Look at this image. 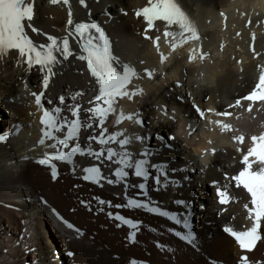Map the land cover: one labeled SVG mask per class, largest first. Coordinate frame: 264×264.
Returning a JSON list of instances; mask_svg holds the SVG:
<instances>
[{
	"label": "bare ground",
	"instance_id": "obj_1",
	"mask_svg": "<svg viewBox=\"0 0 264 264\" xmlns=\"http://www.w3.org/2000/svg\"><path fill=\"white\" fill-rule=\"evenodd\" d=\"M85 3L87 7L80 0H69L67 5L35 0L33 24L44 33L57 35L67 31L69 11L73 18L82 22L99 21L110 30L115 42L113 52L121 61L134 66L138 72L156 70L154 79L135 82L143 87L144 95L131 102L126 99L123 104L126 111H139L142 119L151 123L147 128L126 124L120 131L130 138L136 135L152 137L147 145L138 141L130 144L133 159L139 158L144 147L151 146L153 162L164 163L169 169H183L170 174V179L180 181L179 184L158 191L152 183L147 199L152 206L183 215H187L188 210L176 205L175 201H195L190 217L195 216L197 221L194 233L198 246L193 247L176 237L170 229H182L173 221L143 209L125 207L122 211L143 221L135 244L128 240L130 230L119 228L116 222L108 219L107 206L100 205L97 198L113 204H125L128 198L143 200L145 197L140 198L139 188L124 187V184L142 182L140 178H127L112 185L105 181L100 185L92 184L82 179L81 169L101 162L77 156L74 157L76 171L61 163L60 177L54 182L50 170L36 164L43 151L37 147L42 138V126L32 93L42 91L43 74L35 69L28 71L26 64L17 63L18 55L10 52L7 57L0 58V132L9 137L6 143L0 144V264H130L132 260H147L150 264H213V261L215 264H236L240 252L223 228L232 226L240 230L247 197L233 189L238 202L225 206L226 212L221 213L223 208L216 204L210 185L213 181L226 183V174L231 176L238 172L241 153L237 152V145L229 135L200 122L193 103L203 108L214 104L222 111L253 86L259 66L264 64V27L256 26L264 20V0H183L190 18L205 34V52L210 53V59L191 63L190 48H186L172 54L166 64H161L156 47L144 37L146 23L134 14L147 6V0H100L99 3L85 0ZM235 9L251 13V28L246 25L248 17L236 13ZM221 11L229 16L227 22L220 17ZM106 12L111 13V18ZM208 20L212 21L210 25ZM158 25L162 32L164 25L160 22ZM160 32L149 35L155 37ZM31 37L41 43L46 41L35 33H31ZM253 43L259 59L252 54ZM160 45V50L168 54V42L162 35ZM83 69V62L74 59L64 62L56 69L59 74L50 83L46 98L56 105L58 96L69 98L74 92L83 91L86 103L91 99L92 84ZM176 82L182 86L176 87ZM178 96L183 100L177 99ZM162 105H167L169 113L177 111L178 123L161 114L159 107ZM232 111L240 116L241 127L249 131L243 146L247 148L251 135L264 133V112L256 113L254 109L252 115L261 117L257 120L240 109ZM230 121L235 122L233 118ZM197 123L203 125L204 131L190 137L186 126L193 128ZM17 124L19 129L15 127ZM157 133L165 137L176 134V140L171 142L174 147L171 150L159 148L160 142L154 139ZM79 142L84 143L83 140ZM72 146L74 142H70ZM212 148L216 149L215 155L210 154ZM205 150L209 151L208 155L204 154ZM115 167V164L103 163V174L114 178L111 172ZM200 205H205L206 210ZM101 209L105 212L100 213ZM54 211L73 221L83 236L58 223ZM250 226L251 223L247 225ZM69 252H73V257ZM252 258L264 260V242L254 250Z\"/></svg>",
	"mask_w": 264,
	"mask_h": 264
},
{
	"label": "snow or ice",
	"instance_id": "obj_2",
	"mask_svg": "<svg viewBox=\"0 0 264 264\" xmlns=\"http://www.w3.org/2000/svg\"><path fill=\"white\" fill-rule=\"evenodd\" d=\"M51 2L53 4L63 2L67 5L69 0H51ZM80 3L87 7L85 0H80ZM34 8L35 0H0V58L7 57L10 52H15L19 57L18 64H26L28 71L35 69L43 74L41 79L42 91L32 93L35 105L42 112L40 124L43 126L41 129L42 138L37 143V147L43 148V151L41 157L35 162L47 167L50 170L51 178L55 180L60 174L57 162L70 165L71 170L75 172L77 162L74 161V157L91 158L101 162V164L83 167L81 169L84 173L82 179L96 185H100L102 181L109 185L124 182L130 176L131 170V174L135 178H140L142 182L135 185L124 184V187L139 188L145 199L128 198L125 204L114 205L111 201L97 198L98 203L109 208L143 209L148 213L167 218L182 229H170L176 237L193 247H197L198 237L194 233L189 219L192 208L191 202L175 201L176 205L188 210V214L183 215L162 210L159 206H152L151 201L147 199L148 187L145 182L151 179L156 190H163L170 185L179 184L180 181L174 178L170 179V174L183 169H169L167 165L159 162L150 163L149 157L153 155L151 146L144 147L142 152L138 154L139 158L133 159V153L129 150L130 144L133 141H138L147 145L152 137L150 135H136L130 138L120 130L109 132L106 126L111 117L116 129L125 121H130L140 127H148L150 121L145 122L139 111L126 113L120 101L125 99L134 101L136 97H142L144 89L135 81L145 78L154 79L156 70L143 69L138 72L134 66L121 61L114 54L110 38L102 25L97 21L74 23L71 18V11H69V19L66 25L69 29L66 36L57 38L44 33L33 24ZM121 11L127 15L126 11L123 9ZM105 14L111 18V13L106 12ZM134 14L146 23L144 37L156 47L161 64H166L172 54L186 45L190 46L189 62H203L210 59V53L203 51L198 27L190 18L183 5V0H147V6L136 10ZM221 15L224 16L225 14L221 13ZM240 15L248 17L246 25L251 28L253 26L251 13L242 12ZM256 15L259 13L256 12ZM158 22L164 25L162 32H160ZM256 26L264 27V20H261ZM150 32H160V34L153 37L149 35ZM30 33L46 37V41L43 43L34 41ZM161 35L168 42V54L160 50ZM251 36L254 42L255 33L253 32ZM70 37L74 38L78 44V50L71 47ZM251 51L253 56L259 59L254 43ZM72 59L83 62V70L90 74L92 84L90 90L94 91L95 95L87 101V107H84L83 97L85 93L83 91H76L69 98H66L65 95L58 96L56 105H53V101L45 96L53 78L59 74L56 69L64 65V62ZM181 86L177 82L176 87ZM177 99L183 100V97L178 96ZM71 101H77V103L72 104ZM193 108L198 119L205 122L206 127L215 125L221 133L233 132V125L226 122L233 116L237 119L240 118L232 111L233 109H240L250 115L253 114L254 109L256 113L264 112V64L259 66L258 77L249 91L229 103L225 110L202 109L195 103H193ZM159 111L165 118L175 120V110L169 113L167 105L160 106ZM213 116L223 119L213 120ZM252 118L255 119V116L252 115ZM15 127L19 129L20 125L17 124ZM82 131L89 132L88 136L83 137V145L79 142L82 139ZM195 131L189 125V135ZM61 134H63L62 138ZM8 138L0 132V144L6 143ZM154 139L160 142L159 148L171 150L174 147L171 143L175 140L174 135L170 134L165 137L157 133ZM231 139L237 145V152L241 153V168L230 177L225 175L224 180L228 182L213 181L210 186L215 189V196L221 206L238 202V197L229 191L230 183L234 189L240 190L246 195L247 202L243 204V207L247 212L245 219L251 221V226H246L244 230H235L232 226H225L223 231L234 238L239 248L245 253H251L256 249L257 243L264 240L261 231L262 223H264V133L251 135L248 138L250 144L247 148L243 147L246 141L245 135H234ZM70 142H74L75 146L70 147ZM208 143L211 144L212 141L209 140ZM93 144L98 147L94 148ZM155 154H159V149ZM204 154L208 155L209 151L205 150ZM210 154L215 155L216 149L212 148ZM103 163L116 165L111 172V176L114 178H109L103 174ZM182 179H188V177ZM81 203L86 202L81 201ZM200 207L203 208L204 205H200ZM107 214L109 218L132 229L129 239L135 244L142 222L126 218L119 213L108 212ZM67 227L72 229L73 225L67 223ZM76 232L78 236H83V232L79 229H76ZM158 247L163 248L164 246L158 245ZM130 264H143V262L132 260ZM239 264H252V262H250L249 256L244 254L240 257Z\"/></svg>",
	"mask_w": 264,
	"mask_h": 264
},
{
	"label": "rangeland",
	"instance_id": "obj_3",
	"mask_svg": "<svg viewBox=\"0 0 264 264\" xmlns=\"http://www.w3.org/2000/svg\"><path fill=\"white\" fill-rule=\"evenodd\" d=\"M172 90H174V88L172 89ZM168 136V134L166 135V137ZM161 252L163 253V249L161 250ZM175 259V258H174ZM63 264H65V263H63Z\"/></svg>",
	"mask_w": 264,
	"mask_h": 264
}]
</instances>
